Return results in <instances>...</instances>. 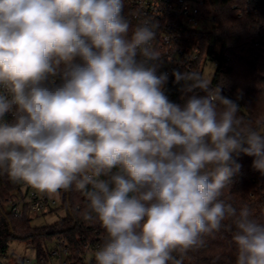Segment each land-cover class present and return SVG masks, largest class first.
Segmentation results:
<instances>
[{"label": "clouds", "instance_id": "9594fccd", "mask_svg": "<svg viewBox=\"0 0 264 264\" xmlns=\"http://www.w3.org/2000/svg\"><path fill=\"white\" fill-rule=\"evenodd\" d=\"M124 8L0 0V173L49 198L83 194L78 215L105 233L94 264H183L221 228L235 264H264V221L223 198L234 153L264 176V122L196 71L173 69L171 101L159 22L133 26Z\"/></svg>", "mask_w": 264, "mask_h": 264}, {"label": "trees", "instance_id": "16d2710c", "mask_svg": "<svg viewBox=\"0 0 264 264\" xmlns=\"http://www.w3.org/2000/svg\"><path fill=\"white\" fill-rule=\"evenodd\" d=\"M209 3L215 12L214 26L207 35L197 33L192 41L202 50L209 47L210 60L214 59V48L219 46L217 57L224 65L216 70L212 86L222 85V95L233 100L242 92L243 99L237 101L241 105L240 115L254 125L264 122V8L256 15L246 14L239 18L231 10L229 0H209ZM131 14V8L125 4V17L129 19ZM161 61L159 71L167 72V62ZM195 67L198 72L201 61ZM165 88L171 101L182 102L180 85L174 83L172 75ZM233 158L242 167L233 185L224 190L223 198L235 207L247 204L253 216L264 221V176L252 167L253 157L234 153ZM14 189L15 183L5 173H0V252H8L13 240L25 241L37 260L44 259V264H49L52 247L61 244L69 251L70 264H94L93 258L85 262L86 250L91 247L95 251L102 244L105 233L99 224H88L78 215L76 210L86 203L83 194L74 188L69 193L61 192V207L66 209L67 216L53 226L35 228L29 217L15 218L6 211V203ZM231 235L221 228L206 236L204 245L190 251L183 264H235L236 249Z\"/></svg>", "mask_w": 264, "mask_h": 264}, {"label": "built area", "instance_id": "2783aa9c", "mask_svg": "<svg viewBox=\"0 0 264 264\" xmlns=\"http://www.w3.org/2000/svg\"><path fill=\"white\" fill-rule=\"evenodd\" d=\"M229 2L232 4L231 10L239 18L246 14L256 15L264 8V0H229ZM125 4L132 10L129 17L131 22L137 24L139 19L143 18H151L159 22L153 46L159 51L161 60L167 62L169 76L173 69L196 71L195 66L199 61H201V68L198 72L203 74L206 63L212 61L209 56V47L205 46L202 50L198 43L192 40L197 33L208 34L198 31V26L202 22L215 23V12L209 0H125ZM214 52L215 48L212 54L215 55L213 60L217 70L224 63L218 59L219 53ZM11 118V114L6 117L9 120ZM61 204L60 200V206ZM5 208L15 218L29 217L33 220L45 213H53L58 205L54 197L49 198L30 186L15 183V189ZM90 252L95 251L88 247L86 255ZM50 254L49 264H52L53 260H57L59 264H70L69 251L61 244L52 247ZM0 264H44V259L32 260L26 256L20 257L9 252H0Z\"/></svg>", "mask_w": 264, "mask_h": 264}, {"label": "rangeland", "instance_id": "374dc122", "mask_svg": "<svg viewBox=\"0 0 264 264\" xmlns=\"http://www.w3.org/2000/svg\"><path fill=\"white\" fill-rule=\"evenodd\" d=\"M213 26L214 23L211 21L202 22L198 26V31L202 33H209L212 30ZM215 51L217 53L219 52V46H216ZM215 72H216L215 61L214 60L208 61L204 66L203 75L212 80L215 75ZM54 199L56 200L58 205L56 212L45 213L43 216L39 217L38 219H33L32 220L33 227L42 228V227L53 226L67 216L66 209L60 206L61 195L58 198L54 197ZM8 252L20 257L26 256L32 260H35L36 258L34 251L25 241H17V240L11 241L9 243ZM93 256L94 253L92 252L88 253L85 257V261L89 262L93 258ZM52 264H59V263L57 260H53Z\"/></svg>", "mask_w": 264, "mask_h": 264}, {"label": "water", "instance_id": "95a60500", "mask_svg": "<svg viewBox=\"0 0 264 264\" xmlns=\"http://www.w3.org/2000/svg\"><path fill=\"white\" fill-rule=\"evenodd\" d=\"M68 210H69V206H68Z\"/></svg>", "mask_w": 264, "mask_h": 264}]
</instances>
